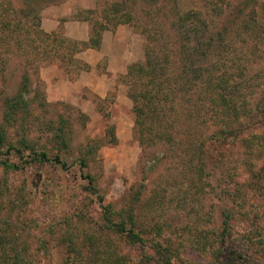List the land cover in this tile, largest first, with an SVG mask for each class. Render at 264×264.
Returning a JSON list of instances; mask_svg holds the SVG:
<instances>
[{
  "label": "rangeland",
  "instance_id": "rangeland-1",
  "mask_svg": "<svg viewBox=\"0 0 264 264\" xmlns=\"http://www.w3.org/2000/svg\"><path fill=\"white\" fill-rule=\"evenodd\" d=\"M114 2L133 13L135 26L120 24L106 30L100 49L87 48L94 22ZM42 5L27 7L24 0H0V127L4 101L19 92L27 73L33 92L26 99L35 100L31 138L56 154L46 123L65 120L70 152L64 159L70 169L32 164L8 175L5 186L0 168V239H15L19 250L29 249L35 256V264H81L76 257L67 261V246L62 242L65 221L72 218L84 234H94L97 245L111 241L127 255L128 264H146L143 260L155 255L148 230L158 223L169 227L167 240L160 239V243L176 249L182 236L194 241L185 259L176 257V264H209V256L197 248L206 241L220 246L217 241L226 214L240 219L239 214L250 212L264 241V190L255 193L245 186L251 177L247 162L256 163L259 169L264 166V155L252 156L239 142L226 151L223 161L201 163L195 158L192 149L198 138L229 128L205 93L197 87L187 94L182 82L176 87L178 99L183 100L177 113L168 111L167 121L160 126L149 122L158 132L171 133L175 144L142 147L136 137L130 87L124 80L130 65L145 61L148 41L143 29L153 36L158 50L172 52L176 78L183 52V36L174 29L177 17L195 13L202 36L207 31L218 33L231 19L239 22L244 18L251 28L258 20L262 25L259 35L249 28L238 33L231 26L223 36L225 43L213 50L205 67L216 74L227 70L230 86L240 90L238 104L248 106L239 118H232V128L264 136V0H58ZM34 89L40 90L43 99L35 98ZM189 99L192 102L186 104ZM41 101L47 106L40 107ZM109 127H115L116 144L103 147L82 168L79 160L84 157V147L103 140ZM9 129L8 135L17 141L14 129ZM200 167L205 169L202 174ZM88 174L99 189L97 194L88 188L84 178ZM145 178L141 201L133 203L130 195ZM101 198L115 212L123 208L133 212L136 229L145 240L143 246L101 231ZM260 248L264 250V244ZM87 252L84 264H91L95 257ZM253 257L251 264H260L258 254ZM4 259L0 240V264Z\"/></svg>",
  "mask_w": 264,
  "mask_h": 264
},
{
  "label": "trees",
  "instance_id": "trees-1",
  "mask_svg": "<svg viewBox=\"0 0 264 264\" xmlns=\"http://www.w3.org/2000/svg\"><path fill=\"white\" fill-rule=\"evenodd\" d=\"M27 7L41 6L43 3H52L58 0H24ZM158 2L159 0H144ZM43 6V5H42ZM123 4L114 2L110 6L103 8L101 20H96L92 26V37L90 38L87 48L100 49L102 45V36L106 30L117 27L120 24L135 26V17L131 11H126ZM244 8L240 10L236 16H240ZM91 12V11H88ZM197 15L188 13L177 17V23L174 29L181 34L182 41V68L178 70V76L175 78L173 70L172 52L163 53L158 50L156 41L147 29H143L142 33L146 36L148 44L145 47V61L143 63H135L128 67L127 73L124 75L126 84L130 87L129 96L134 102V113L136 123V137L142 147L152 146L155 143L175 144V138L171 133L163 131L158 132L157 126L153 124H163L168 116V111L172 115L177 113L181 98L178 99V83L182 82L183 92L190 94L198 87L201 94H206L211 106L217 110L219 117L226 120V126L229 129L222 128L217 131L203 135L202 138L193 144V156L204 163V160L223 161L229 150L235 149L240 144L250 152L252 156L264 155V136L259 134H244L239 128H232L231 120L241 116L242 112H246L248 106H240L238 104L239 87L230 86L232 79L229 77L228 71H220L219 74L212 72L208 67L214 49L220 48L225 43L224 35L229 32L232 26L233 30L238 33L244 29H250L256 35L260 34L258 20L254 26L249 24L248 20L236 19L229 20V24L224 26L223 30L218 33L207 31V36H202L196 27ZM239 18V17H238ZM89 21L88 18H85ZM233 24V25H232ZM262 30V28H261ZM262 33V31H261ZM38 35H41L38 32ZM46 38H51L45 35ZM152 42V45H151ZM225 48V47H223ZM46 54V53H44ZM203 63V64H202ZM206 64V65H205ZM175 81V84H174ZM231 87V89H230ZM33 92L32 82L27 73H24L20 85L19 92L13 96H9L4 101L3 123L0 127V156L6 157L0 159V168L4 171L3 179L7 186V176L15 172L24 170L27 166L36 164L39 166L53 165L59 167L63 171H69L70 167L64 159V154L70 152V138L66 129V121L60 119L57 123L50 121L46 123L48 127L49 143L54 144L56 154L51 153L47 146H40L31 138L30 123L34 118L35 100L29 101L26 96ZM37 97L40 90H35ZM34 98V99H35ZM183 101V100H182ZM192 99L186 102L189 104ZM169 104V105H168ZM47 104L45 101L40 102V107L44 108ZM264 108V104L262 105ZM169 108V109H168ZM84 118L87 119L86 115ZM164 118V120H162ZM233 122V121H232ZM230 126V127H229ZM9 127L13 128L16 133L17 141H13L9 134ZM117 137L115 127H109L103 140H94L86 144L84 147V157L79 160L82 168H87L91 159H94L99 150L111 144H116ZM250 172L249 182L245 184L247 188L255 193L264 190V166L256 168V163L247 162ZM204 168L200 167L199 172L202 174ZM88 180V187L94 194L98 193V188L94 185L91 175H84ZM146 178L143 179L138 191L130 195V201L140 202L143 196V190L146 188ZM100 204L103 209L101 218V231L110 234L112 237L117 236L126 238L128 243L136 246H143L145 240L141 237V233L136 229V222L132 211L121 209L115 212L110 205H104L102 198ZM119 215L120 221H116V215ZM240 219H236L233 215L226 214L222 231L217 241L220 246L216 247L214 243L206 241L197 249H201L209 256V264H251L255 259L253 255L258 254L260 264H264V250L260 248L264 244L260 225L254 219L250 212L239 214ZM64 234L62 242L67 246V261L72 257H76L81 264H84L85 250L87 254L95 257L91 264H128L127 255L118 250L116 246L111 245V241L102 242L101 246L97 245V239L94 234L86 233L84 230L74 225L72 218L65 221ZM10 227L12 226L9 224ZM169 227L156 223L154 227L148 230V234L152 239L151 249L154 256L144 259L146 264H176V257L185 259L186 251L192 247L194 242L192 238L182 236L179 238V247L174 249L170 245L160 243V239H165V234L169 232ZM241 230H238V229ZM102 233V234H104ZM260 237L259 241L257 238ZM1 240L3 246L4 260L1 264H35V256L28 250H19L15 246V239ZM115 241V239L113 240ZM186 241V245L184 242ZM97 247V248H96ZM229 247V249H227ZM96 248V250H95ZM92 257V258H93ZM8 258V259H6ZM68 264V263H66Z\"/></svg>",
  "mask_w": 264,
  "mask_h": 264
},
{
  "label": "crops",
  "instance_id": "crops-1",
  "mask_svg": "<svg viewBox=\"0 0 264 264\" xmlns=\"http://www.w3.org/2000/svg\"><path fill=\"white\" fill-rule=\"evenodd\" d=\"M86 40H87V39H86ZM87 51H88V52H90V51H93V50H91V49H88Z\"/></svg>",
  "mask_w": 264,
  "mask_h": 264
}]
</instances>
